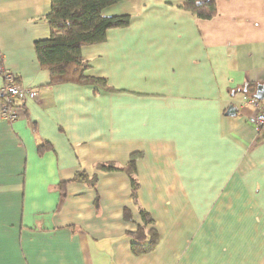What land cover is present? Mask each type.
Listing matches in <instances>:
<instances>
[{"label": "crops", "instance_id": "0c3cea01", "mask_svg": "<svg viewBox=\"0 0 264 264\" xmlns=\"http://www.w3.org/2000/svg\"><path fill=\"white\" fill-rule=\"evenodd\" d=\"M216 2L207 20L184 0L106 8L131 22L81 49L105 85L50 84L35 41L51 35V0H0L3 64L38 87L0 119V264H264V136L249 102L264 85V0ZM134 152L138 202L126 171L98 167ZM139 206L159 243L135 254Z\"/></svg>", "mask_w": 264, "mask_h": 264}, {"label": "trees", "instance_id": "16d2710c", "mask_svg": "<svg viewBox=\"0 0 264 264\" xmlns=\"http://www.w3.org/2000/svg\"><path fill=\"white\" fill-rule=\"evenodd\" d=\"M123 0H51V9L46 14V20L51 28V35L47 39L35 41V51L42 67L51 73L50 84L62 82H92L107 85L106 78L86 75L89 67L83 58L81 49L104 41L111 28L125 27L131 22L130 14L105 15L104 10ZM182 7L200 19H212L217 15L216 0H184ZM111 89V88H110ZM264 136V130L259 132ZM139 153L134 152L128 163L123 167L113 162L100 163L98 167L106 170L126 171L131 180L132 197L138 202L139 181L136 180V161ZM87 177L85 173H78L75 180ZM65 186V182L61 184ZM141 222L131 238V250L135 254L149 253L155 250L159 243V232L155 226V219L145 208L138 209ZM126 220H133L129 208H125Z\"/></svg>", "mask_w": 264, "mask_h": 264}, {"label": "built area", "instance_id": "2783aa9c", "mask_svg": "<svg viewBox=\"0 0 264 264\" xmlns=\"http://www.w3.org/2000/svg\"><path fill=\"white\" fill-rule=\"evenodd\" d=\"M0 76L4 79V83L0 88V119L13 122L19 117L18 104L28 98H36L38 87H26L19 84L14 72L3 64V56L1 54ZM249 102L256 109L253 122L256 129L260 132L264 130V98L251 97Z\"/></svg>", "mask_w": 264, "mask_h": 264}, {"label": "water", "instance_id": "95a60500", "mask_svg": "<svg viewBox=\"0 0 264 264\" xmlns=\"http://www.w3.org/2000/svg\"><path fill=\"white\" fill-rule=\"evenodd\" d=\"M255 97H257L258 99H263L264 98V85L263 84L262 85H258Z\"/></svg>", "mask_w": 264, "mask_h": 264}]
</instances>
